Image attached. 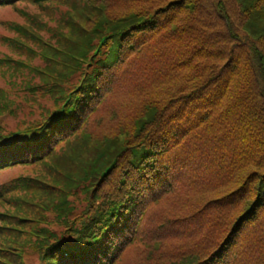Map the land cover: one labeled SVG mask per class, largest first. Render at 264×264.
<instances>
[{"label":"trees","instance_id":"16d2710c","mask_svg":"<svg viewBox=\"0 0 264 264\" xmlns=\"http://www.w3.org/2000/svg\"><path fill=\"white\" fill-rule=\"evenodd\" d=\"M20 4L65 11L53 46L16 28L44 66L13 70L35 74L56 110L71 97L1 142L0 166L61 179L8 194L21 224L1 216L0 264L29 247L44 264H264V0H0ZM74 191L65 235L38 227Z\"/></svg>","mask_w":264,"mask_h":264},{"label":"rangeland","instance_id":"374dc122","mask_svg":"<svg viewBox=\"0 0 264 264\" xmlns=\"http://www.w3.org/2000/svg\"><path fill=\"white\" fill-rule=\"evenodd\" d=\"M64 11V8L56 9L52 6L43 10L35 9L25 4L18 5L17 10H13L11 7L0 8V130L3 133H12L28 124L41 122L46 117L45 115L54 107V102L50 96L43 91H39L34 85V83H38V77L35 74L23 69L19 72L13 70V66L16 64H24L29 68H41L44 66L42 59L44 47L33 42H25L26 48L20 46L17 42L21 39L16 34V28H23L27 30L29 36H36L39 42L53 46L55 43L53 38L57 27L56 19H58L59 13ZM36 17H38V22L46 26L49 33L36 30L39 29L38 26L35 29L31 28L27 21L31 22V19ZM55 170L59 169L49 170V168H44L43 166L15 167L1 174L0 185L10 183L21 177L30 178L33 181H37L38 177H45L47 181H51L54 176L58 177L54 172ZM60 179L58 177V180ZM41 189H45L46 193H53L49 188L44 187ZM73 193H76L77 197L69 198V201L75 207V211H79L83 197L79 191H74ZM28 196L30 197V194ZM33 196L34 191L32 193ZM21 207L23 211L30 212L29 209H32L41 212L38 208H29L27 204L25 206L21 205ZM42 212L47 220L51 222L52 216L48 213V209H43ZM6 213H15L13 206L4 205L3 202H0V214ZM15 214L17 215L16 218L7 220L20 226L21 223L18 221L19 212ZM0 218L4 219L1 216ZM27 219L29 221L24 223L26 227L33 224L30 220H35L32 216H28ZM45 225L54 231L60 230V226L56 223L46 222ZM1 226H3L2 223H0ZM25 264H38V260L35 256L28 254L25 258Z\"/></svg>","mask_w":264,"mask_h":264}]
</instances>
